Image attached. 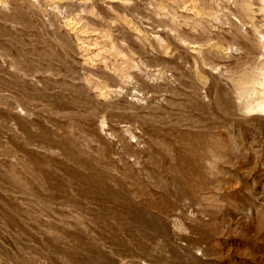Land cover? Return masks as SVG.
Returning a JSON list of instances; mask_svg holds the SVG:
<instances>
[{
    "label": "rangeland",
    "instance_id": "rangeland-1",
    "mask_svg": "<svg viewBox=\"0 0 264 264\" xmlns=\"http://www.w3.org/2000/svg\"><path fill=\"white\" fill-rule=\"evenodd\" d=\"M259 97L264 0H0V264H264Z\"/></svg>",
    "mask_w": 264,
    "mask_h": 264
},
{
    "label": "bare ground",
    "instance_id": "bare-ground-1",
    "mask_svg": "<svg viewBox=\"0 0 264 264\" xmlns=\"http://www.w3.org/2000/svg\"><path fill=\"white\" fill-rule=\"evenodd\" d=\"M111 44V43H110ZM112 55V54H111ZM121 58V56H120ZM110 60V59H109ZM122 60V59H121ZM118 62V61H117ZM133 66V65H132ZM122 68V67H121ZM122 76L123 77H128V72L127 71H123L122 72ZM120 77V76H119ZM91 78V77H90ZM91 83V82H90ZM104 84V83H103ZM262 84V83H261ZM106 85V84H105ZM105 87V86H104ZM99 91H100V94L103 95L104 92H102V87H100V84H99ZM106 90V89H105ZM249 91H251L249 89ZM254 91V90H253ZM107 92V91H106ZM252 92V91H251ZM256 92V91H255ZM252 94V93H251ZM246 112H250V111H264V97H259V98H254L252 101L250 102H247L244 107H243Z\"/></svg>",
    "mask_w": 264,
    "mask_h": 264
}]
</instances>
